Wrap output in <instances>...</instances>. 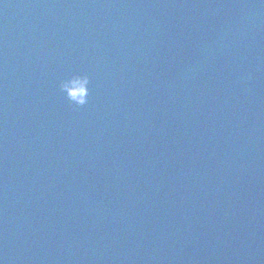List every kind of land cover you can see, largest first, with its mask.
Segmentation results:
<instances>
[{
  "label": "water",
  "instance_id": "95a60500",
  "mask_svg": "<svg viewBox=\"0 0 264 264\" xmlns=\"http://www.w3.org/2000/svg\"><path fill=\"white\" fill-rule=\"evenodd\" d=\"M0 264H264V0H0Z\"/></svg>",
  "mask_w": 264,
  "mask_h": 264
},
{
  "label": "clouds",
  "instance_id": "9594fccd",
  "mask_svg": "<svg viewBox=\"0 0 264 264\" xmlns=\"http://www.w3.org/2000/svg\"><path fill=\"white\" fill-rule=\"evenodd\" d=\"M71 82L77 85V90L68 95L67 83L66 80H61L58 87L60 92H62L66 98V100L77 107H82L88 103V92L84 87L89 83V77L87 75H73L71 77Z\"/></svg>",
  "mask_w": 264,
  "mask_h": 264
}]
</instances>
